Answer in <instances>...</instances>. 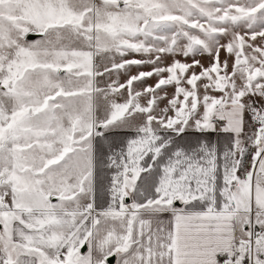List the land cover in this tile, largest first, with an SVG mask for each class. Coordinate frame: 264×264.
<instances>
[{"label": "snow or ice", "instance_id": "obj_1", "mask_svg": "<svg viewBox=\"0 0 264 264\" xmlns=\"http://www.w3.org/2000/svg\"><path fill=\"white\" fill-rule=\"evenodd\" d=\"M0 264H264V0H0Z\"/></svg>", "mask_w": 264, "mask_h": 264}]
</instances>
